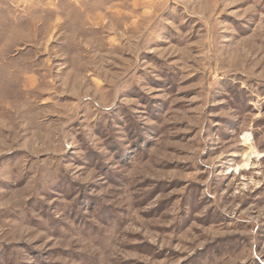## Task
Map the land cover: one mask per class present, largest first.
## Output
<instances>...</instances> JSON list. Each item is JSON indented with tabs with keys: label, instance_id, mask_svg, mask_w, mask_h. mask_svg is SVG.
Instances as JSON below:
<instances>
[{
	"label": "rangeland",
	"instance_id": "374dc122",
	"mask_svg": "<svg viewBox=\"0 0 264 264\" xmlns=\"http://www.w3.org/2000/svg\"><path fill=\"white\" fill-rule=\"evenodd\" d=\"M0 264H264V0H0Z\"/></svg>",
	"mask_w": 264,
	"mask_h": 264
},
{
	"label": "bare ground",
	"instance_id": "6f19581e",
	"mask_svg": "<svg viewBox=\"0 0 264 264\" xmlns=\"http://www.w3.org/2000/svg\"><path fill=\"white\" fill-rule=\"evenodd\" d=\"M251 153H253V152H251ZM251 153H250V154H251ZM245 167H246V166H245Z\"/></svg>",
	"mask_w": 264,
	"mask_h": 264
}]
</instances>
